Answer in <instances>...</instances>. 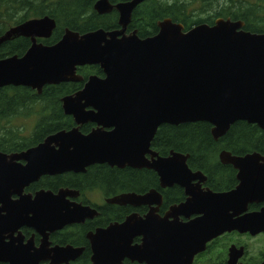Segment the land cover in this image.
Masks as SVG:
<instances>
[{"label": "water", "instance_id": "1", "mask_svg": "<svg viewBox=\"0 0 264 264\" xmlns=\"http://www.w3.org/2000/svg\"><path fill=\"white\" fill-rule=\"evenodd\" d=\"M144 1L116 5L110 0L96 1L94 11L100 15L117 10L119 30L97 29L81 34L66 29L59 42L46 46L37 39L50 38L56 22L45 16L14 26L0 37V46L21 37L32 41L23 56L0 59V89L27 87L41 94L49 85L82 82L78 68L97 65L105 77L90 76L82 90L63 97L61 102L65 114L78 126L92 122L112 128L109 132L98 129L87 136L74 128L58 132L25 152L0 153V229L16 231L29 219L26 210L39 207L35 202H14L11 196L20 194L40 175L80 171V166L92 163L134 167L143 161L162 125L209 123L216 141L241 121L264 131V34L248 32L244 22L230 18H219L212 26L199 24L188 31L167 18L158 22L159 31L152 37L140 38L137 31L126 34L134 10ZM21 160L27 164L22 166ZM186 160L172 153L153 166L163 183L175 182L186 188L188 208H204V218L188 224L180 242L192 256L208 240L225 231L247 230V224L254 222L233 220L227 210L234 206L229 203L234 199L264 197V164L260 163L264 157L256 153L235 157L223 152L222 162L239 170L240 181L236 190L226 193L198 192L191 181L201 174H193ZM36 216L33 219L40 220L39 214ZM257 223L264 228V219ZM132 228L143 238L134 250L123 242ZM157 231L150 228V220L133 225L129 220L100 232L93 264L126 256L139 263L165 264L166 253L158 243ZM52 253V264L74 258L73 253L60 248ZM46 256L50 254L41 249L20 246L5 252L0 247V261L9 264H39Z\"/></svg>", "mask_w": 264, "mask_h": 264}, {"label": "flooded vegetation", "instance_id": "2", "mask_svg": "<svg viewBox=\"0 0 264 264\" xmlns=\"http://www.w3.org/2000/svg\"><path fill=\"white\" fill-rule=\"evenodd\" d=\"M127 1L130 0H110L113 5ZM100 16L106 21L112 22V29L107 31L121 29L117 10ZM129 26L126 34L137 31L130 30ZM52 36L47 39L38 38L37 43L52 46L43 42L51 39ZM25 39L29 40L30 48L32 45L31 39ZM98 77L104 78L105 75L103 73L102 76ZM82 82L83 86L77 92L82 90L86 83L84 77ZM35 92L37 93V91ZM63 97L60 98V102ZM60 108L67 120L63 128L44 135H36L30 132L23 133L19 137L33 139L34 143L21 151L0 153L12 155L25 152L44 143L47 138L58 132H69L74 128H78L81 134L85 136L98 129H103L106 132L112 130V128H104L92 122L78 126L72 116L65 114L62 102ZM87 110H92V108H87ZM33 127L34 125H32L31 131ZM156 135L150 142V148L145 153L143 161L136 163L134 167L92 163L84 167L80 166L78 169H83L80 171L42 174L26 184L20 194L11 196V200L24 203L35 202L38 203L39 207L24 209L29 219L25 220L24 224L16 231L12 232L10 228L6 227L0 229L1 249L5 252H10L12 247L20 246L41 249L49 253L50 256H46L39 264H52V252L60 248L74 254L73 259L61 264H93L94 245L100 232L107 231L114 226H120L129 220H132V225L136 224L137 221L150 220V228L154 231L158 230L157 232L160 233L158 243L166 253L164 257L165 264H264V228L257 223V221L264 219V197L258 196L229 201L230 204L234 205L227 210L229 217L233 220L246 219L247 221H254V224L252 222L247 224V230L244 231L233 229L223 232L208 240L203 248L198 247L191 256L187 253L188 247L183 246L180 242L187 225L204 218L202 213L204 208L202 206L188 208L189 196L186 188L175 182L163 183L160 174L153 166L161 160L169 158L172 153H179L186 157V164L193 174H201L191 181L194 188H198V192L226 193L236 190L240 185L239 170L232 164L223 163L221 154L227 152L235 157H245L256 153L264 157V151L221 149L211 152L210 154L213 157H210V159L203 160L200 156L203 155L202 151L187 152L154 147L153 143ZM52 146L58 148L56 144ZM19 163L25 166L27 161L21 160ZM260 163L264 164V160H261ZM121 197L123 199L118 200ZM140 197H144V199H139ZM115 199L118 202H115ZM34 212L36 213L34 214ZM36 214H39L40 220H34L37 217ZM2 215L5 216L6 213L3 212ZM124 240L132 250L143 243V238L138 235L137 230L134 228L123 237V242ZM179 243L180 245H178ZM193 250L190 249V251ZM107 263L147 264L145 262L139 263L128 256L122 259L113 257L105 264ZM0 264L9 263L0 261Z\"/></svg>", "mask_w": 264, "mask_h": 264}, {"label": "trees", "instance_id": "3", "mask_svg": "<svg viewBox=\"0 0 264 264\" xmlns=\"http://www.w3.org/2000/svg\"><path fill=\"white\" fill-rule=\"evenodd\" d=\"M96 1L0 0V37L14 26L45 16L53 18L57 24L52 38L43 41L49 45L62 38L65 28L81 34L100 28L112 29V22L94 11ZM167 18L182 24L185 31L204 23L212 26L219 18H230L244 22V29L248 32L264 34V0H145L134 10L129 27L137 30L141 38L152 37L159 31L158 22ZM29 46L30 42L25 38L5 42L0 46V59L23 56ZM78 73L85 82L92 74L103 75L99 66L81 67ZM82 86L83 82L46 86L41 95L27 87L0 89V152L21 151L34 143L33 139L19 137L26 133L25 121H32L34 127L29 132L36 135L63 128L67 120L60 108V98L77 92ZM211 128L205 122L163 125L153 146L176 151H202L203 160L210 159L213 157L211 152L221 149L264 151V131L257 125L237 122L219 141L213 139Z\"/></svg>", "mask_w": 264, "mask_h": 264}, {"label": "rangeland", "instance_id": "4", "mask_svg": "<svg viewBox=\"0 0 264 264\" xmlns=\"http://www.w3.org/2000/svg\"><path fill=\"white\" fill-rule=\"evenodd\" d=\"M206 15V14H205ZM204 15V16H205ZM206 17V16H205ZM22 124V123H21ZM23 125H25V132L27 133V132H29L30 130H31V126L33 125V123H32V121L30 120V121H25L24 123H23Z\"/></svg>", "mask_w": 264, "mask_h": 264}]
</instances>
